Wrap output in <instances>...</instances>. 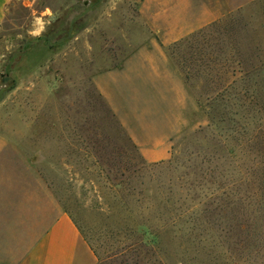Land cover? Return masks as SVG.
I'll use <instances>...</instances> for the list:
<instances>
[{
	"label": "rangeland",
	"instance_id": "374dc122",
	"mask_svg": "<svg viewBox=\"0 0 264 264\" xmlns=\"http://www.w3.org/2000/svg\"><path fill=\"white\" fill-rule=\"evenodd\" d=\"M150 39L196 110L167 157L154 161L164 164L146 168L153 162L118 118L141 135L159 134L174 123L177 94H137L134 76L105 70L137 50L160 57ZM100 73L118 118L93 83ZM168 191L189 209L186 223L146 235L151 243L141 246L139 231L157 229ZM58 210L96 264H264V0L8 5L0 22V264H15L32 230Z\"/></svg>",
	"mask_w": 264,
	"mask_h": 264
},
{
	"label": "crops",
	"instance_id": "0c3cea01",
	"mask_svg": "<svg viewBox=\"0 0 264 264\" xmlns=\"http://www.w3.org/2000/svg\"><path fill=\"white\" fill-rule=\"evenodd\" d=\"M13 1L0 0V22L5 16L6 8ZM150 41L153 49L160 57L147 52V49L137 50L131 56L125 57L119 66L105 70V73L106 75H113V71L118 70L115 72L120 71V73L134 76L136 80L135 82H130V84L137 87V94H142L141 92H144L143 89L152 90L153 88L159 91V98L166 99L164 94L167 89H172L177 94L175 106L177 111L174 115V123L162 130L161 133L152 135L148 132L147 135H141L126 128L123 120L117 117L112 104L108 102L107 93L100 81L102 74L100 73L93 77L92 80L97 90L121 122L143 159L154 162L167 157V143L174 135L191 124L196 106L172 60L156 41L151 39ZM169 62H171L176 71L169 72ZM173 74L177 75L178 78L174 79ZM158 80L162 83H159ZM137 97L138 101H141L142 96L137 95ZM32 231V242L15 264H96V256L93 250L73 219L65 211L58 210L49 218L43 219L40 225Z\"/></svg>",
	"mask_w": 264,
	"mask_h": 264
},
{
	"label": "trees",
	"instance_id": "16d2710c",
	"mask_svg": "<svg viewBox=\"0 0 264 264\" xmlns=\"http://www.w3.org/2000/svg\"><path fill=\"white\" fill-rule=\"evenodd\" d=\"M198 35V34H197ZM194 37V36H193ZM164 162H153L151 164L146 165V168L154 167V166H160L163 165ZM173 196V193L168 191L167 194H164L161 196L160 199V205L157 207L156 214L154 215L155 220L157 221L158 227L157 229H150V227H146V230H140V245L141 246H148L151 242L146 240V235H153L157 236L158 231L163 232L166 231L168 226L175 227L176 231L181 232L180 228H178L177 225L179 224H185L186 221L183 220V218L187 215L186 212L189 211V209H186L184 207V202L180 200V198L175 199ZM139 226H146L139 225ZM145 238V240H144ZM164 264V262L162 263Z\"/></svg>",
	"mask_w": 264,
	"mask_h": 264
}]
</instances>
